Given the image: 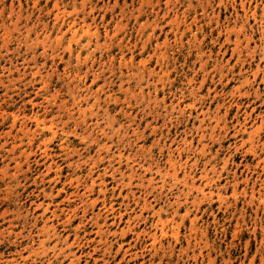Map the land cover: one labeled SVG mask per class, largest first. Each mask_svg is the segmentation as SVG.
<instances>
[{
    "label": "rangeland",
    "instance_id": "1",
    "mask_svg": "<svg viewBox=\"0 0 264 264\" xmlns=\"http://www.w3.org/2000/svg\"><path fill=\"white\" fill-rule=\"evenodd\" d=\"M0 264H264V0H0Z\"/></svg>",
    "mask_w": 264,
    "mask_h": 264
}]
</instances>
